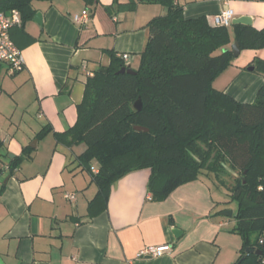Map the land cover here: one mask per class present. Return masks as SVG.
<instances>
[{
    "label": "crops",
    "instance_id": "crops-1",
    "mask_svg": "<svg viewBox=\"0 0 264 264\" xmlns=\"http://www.w3.org/2000/svg\"><path fill=\"white\" fill-rule=\"evenodd\" d=\"M131 1L134 10L124 7ZM175 3L184 6L185 18L210 19L231 7L234 18L247 15L252 18L247 26L264 28V0ZM33 6L43 14L42 24L33 18L11 30L23 68L12 73L0 62V264H233L243 241L232 232L235 219L222 213L232 210L234 215L237 209L213 173L156 200L148 188L150 170H136L112 184L106 206L91 210L99 187L78 158L86 145L68 147L55 136L77 121L87 71L108 67L109 51L129 53L123 62L137 67L148 24L167 6L156 0H99L95 5L54 0L34 1ZM84 10L91 14L89 22H75L73 16ZM234 25L227 27L230 49L236 42ZM246 52L239 59L241 49L234 66L219 76L239 78L238 91L252 94L251 84H264V75L253 74L256 61H264V47ZM45 127L51 130L38 138ZM26 147L33 148L32 156L13 168V159ZM175 227L182 231L179 237ZM149 245L169 248L157 257H137Z\"/></svg>",
    "mask_w": 264,
    "mask_h": 264
},
{
    "label": "trees",
    "instance_id": "trees-1",
    "mask_svg": "<svg viewBox=\"0 0 264 264\" xmlns=\"http://www.w3.org/2000/svg\"><path fill=\"white\" fill-rule=\"evenodd\" d=\"M34 1L54 0H0V10L18 9L25 23L37 12ZM156 1L168 11L149 22V38L133 67L137 73L119 72L127 65L109 51L107 70L87 78L76 123L55 133L56 139L68 147L86 145L78 158L99 187L91 210L106 206L112 184L136 170H150L148 188L156 200L213 173L237 204L232 232L243 243L233 264H264V84L252 103L214 88V79L235 57L228 48L231 32L211 25L206 16L185 18L184 6L175 0ZM124 7L134 10L136 2ZM234 27L241 49L264 47V28ZM220 48L225 49L215 54ZM256 70L264 73V61H256ZM139 98L143 106L136 111ZM50 130L45 127L37 137ZM32 152L24 148L13 168Z\"/></svg>",
    "mask_w": 264,
    "mask_h": 264
},
{
    "label": "built area",
    "instance_id": "built-area-1",
    "mask_svg": "<svg viewBox=\"0 0 264 264\" xmlns=\"http://www.w3.org/2000/svg\"><path fill=\"white\" fill-rule=\"evenodd\" d=\"M234 17V10L231 7H227L221 10L219 13L211 16L209 21L213 26L230 27ZM73 19L77 23L86 24L91 19V14L88 10H84L80 14H75ZM22 23V15L18 9H12L8 12L0 10V62L7 63L12 73H15L23 68V56L21 54V50L16 46L11 36V30L14 27L21 26ZM119 56L124 61H127L130 58L129 53H121ZM83 68L86 70L87 67L83 66ZM87 73L88 76L93 75V73L90 71H87ZM92 172L98 173L99 170L96 166H92ZM66 197L70 200H74L76 198L73 194H66ZM168 248V245L145 246L138 252L137 257H157L162 255Z\"/></svg>",
    "mask_w": 264,
    "mask_h": 264
},
{
    "label": "rangeland",
    "instance_id": "rangeland-1",
    "mask_svg": "<svg viewBox=\"0 0 264 264\" xmlns=\"http://www.w3.org/2000/svg\"><path fill=\"white\" fill-rule=\"evenodd\" d=\"M234 43V42H233ZM232 43V44H233ZM225 48H220L219 50H217L216 52H215V54H219L220 52H222L223 50H224ZM248 49H252V48H244V49H242L243 50V53H242V55L241 56H239L238 58L239 59H243V57L245 56V55H247L246 53V51L248 50ZM238 58H235L234 57V59L232 60V62H231V64L229 65V66H227V68H225V70H223V72L224 71H226L227 69H231V67H233L234 66V61L236 60V59H238ZM237 61V60H236ZM223 72H221V73H223ZM255 76H260V77H262L264 74L263 73H261L260 71H257V72H254L253 73ZM253 74H250V75H253ZM220 75V74H219ZM219 77H221V76H217L215 79H214V81H213V87L214 88H216L215 87V85H218V86H222L223 88L222 89H217V90H220V91H223V92H225V93H227V94H231V93H228L227 91H226V89H228L230 92L232 91L233 93L231 94V96L232 97H234L236 100H238V101H240V102H247V103H252V102H255L256 101V99H257V96H258V91H259V89H260V86L262 85H260V86H258V87H253L252 86V84L250 85V87H249V90L250 89H252V91H253V93L251 94L250 93V91L249 92H246V94H242L243 92H244V90H239L238 91V87L235 85L236 84V82H238L239 81V78H236L235 80L234 79H231V80H229V79H224L223 80V76L221 77V78H219ZM252 77V76H251ZM254 77V76H253ZM229 78V77H228ZM230 78H232L231 76H230ZM225 80H226V82H225ZM228 80V81H227ZM233 80V81H232ZM242 81V80H241ZM239 82L238 83V85L240 84L241 85V88L243 89V85H244V83L243 84H241L242 82ZM228 82H231V84H226V83H228ZM225 88V89H224ZM237 97H242V98H244L245 100L244 101H241L239 98L237 99ZM233 204V207L235 208V209H237V204H236V202H233L232 203Z\"/></svg>",
    "mask_w": 264,
    "mask_h": 264
},
{
    "label": "water",
    "instance_id": "water-1",
    "mask_svg": "<svg viewBox=\"0 0 264 264\" xmlns=\"http://www.w3.org/2000/svg\"><path fill=\"white\" fill-rule=\"evenodd\" d=\"M166 10L168 11V7L166 8ZM34 20L39 23V24H42L43 22V14L41 12H37L35 17H34ZM233 24H243V25H251L252 24V18L250 16H247V15H243V16H240V17H236L234 18L233 20ZM232 51H233V54L235 57L239 56L240 52H241V47L238 43V41H236L233 45H232ZM249 70H254L255 69V66H249L248 67ZM100 70H104L106 71L107 69L106 68H101ZM119 72H129V73H133V74H136L137 72L131 67V66H125L123 68L120 69ZM142 100L139 98L133 105L134 109L136 111H140L142 109ZM134 128L136 130H143V131H148L149 128L147 127H144V126H134ZM223 216H226V217H233V211L232 210H226L222 213ZM173 233L176 237H179L182 233V231L175 227L173 228ZM258 254H261V251H258Z\"/></svg>",
    "mask_w": 264,
    "mask_h": 264
}]
</instances>
